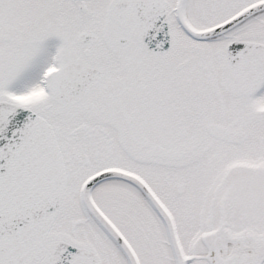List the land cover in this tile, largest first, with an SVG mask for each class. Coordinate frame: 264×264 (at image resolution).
I'll use <instances>...</instances> for the list:
<instances>
[{"label": "snow or ice", "instance_id": "obj_1", "mask_svg": "<svg viewBox=\"0 0 264 264\" xmlns=\"http://www.w3.org/2000/svg\"><path fill=\"white\" fill-rule=\"evenodd\" d=\"M0 264H264V0H0Z\"/></svg>", "mask_w": 264, "mask_h": 264}]
</instances>
